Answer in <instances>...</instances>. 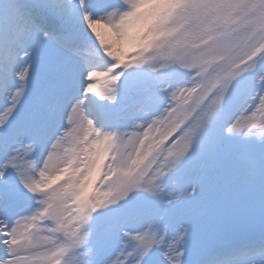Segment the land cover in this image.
<instances>
[{
    "label": "snow or ice",
    "instance_id": "obj_1",
    "mask_svg": "<svg viewBox=\"0 0 264 264\" xmlns=\"http://www.w3.org/2000/svg\"><path fill=\"white\" fill-rule=\"evenodd\" d=\"M0 264H264V0H0Z\"/></svg>",
    "mask_w": 264,
    "mask_h": 264
}]
</instances>
